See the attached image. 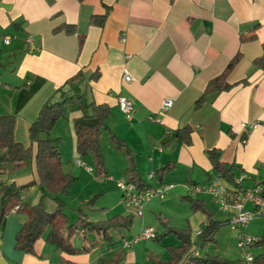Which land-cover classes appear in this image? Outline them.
<instances>
[{"label":"crops","instance_id":"1","mask_svg":"<svg viewBox=\"0 0 264 264\" xmlns=\"http://www.w3.org/2000/svg\"><path fill=\"white\" fill-rule=\"evenodd\" d=\"M108 11L103 27L91 24L93 16ZM64 24L75 26L77 34L55 32ZM252 33L256 40L241 43L242 35ZM0 37L10 38L9 45L0 44V116L15 117L18 143L31 146L30 129L43 106L61 102L65 93L71 96L69 81L81 73L84 102L111 109L106 126L136 154L140 175L149 185L172 186L176 195L171 201L184 192L180 186L188 189L185 197L205 201L202 196L207 194L193 195L190 188L205 187L215 177L207 157L213 149L223 152L222 161L234 166L236 178H245L244 188L259 186L264 192V70L254 65L263 54L264 0H0ZM79 37L84 38L82 47ZM239 53L242 59L228 79L234 87L208 97L196 109L208 82ZM125 71L132 82L123 81ZM94 74H98L96 80L91 79ZM119 96L134 103L132 121L122 113ZM167 102L171 107L164 112ZM71 109L80 111L78 106ZM81 114L84 111L67 114L50 134L60 140L63 170L72 175L82 169L76 164L81 157L74 131V120ZM243 124L257 126L245 129ZM187 126L192 129V145L162 146L164 138ZM33 149L35 155L36 145ZM166 164L173 168L161 179L156 174L149 178ZM13 183L28 188L22 195L25 203L42 204L47 213L56 211L58 200L40 187L34 157L19 170L0 164V189ZM223 184L235 188V184ZM72 196L69 192L60 200L66 204ZM98 211L86 209L90 221L108 220L92 219L100 215ZM225 215L228 225L232 213ZM197 220L202 222V216ZM26 222L22 212L13 211L4 218L0 264H60L61 258L75 264L90 262L93 250L69 256L46 244V236L36 243L34 255L18 252L16 237ZM247 232L261 238L264 219L254 220ZM80 234L81 243H75L78 248L94 239L78 233L74 240ZM126 240L122 237L119 243ZM256 250V255L264 253L263 248Z\"/></svg>","mask_w":264,"mask_h":264},{"label":"trees","instance_id":"2","mask_svg":"<svg viewBox=\"0 0 264 264\" xmlns=\"http://www.w3.org/2000/svg\"><path fill=\"white\" fill-rule=\"evenodd\" d=\"M82 1V0H79ZM109 11L103 16H93L91 24L97 27H103L106 23ZM57 33L64 32L67 35L77 34L75 26L64 24L55 30ZM80 38V47L83 46L84 38ZM255 33L251 35H242L241 43H247L256 40ZM242 55L237 54L227 65L226 69L217 77L210 80L203 95L195 104L196 109H200L210 96H217L225 92H229L234 85L228 82V79L241 61ZM254 65L264 70V44L263 54L254 60ZM82 74L79 73L75 78L69 81L72 95L64 94L61 102H49L43 106L37 121L30 129L31 146L26 147L15 140L16 119L13 116H0V164H12L14 169H22L26 162L34 157L36 171L40 182V187L45 195L58 200V207L54 213H47L42 204L31 206L22 200L23 193L27 187H19L16 184L5 185L0 189V226L4 218L11 212H22L27 216V222L18 232L16 237L15 249L29 255L35 254V244L38 240L46 236V241L64 254L69 256L85 255L92 251L100 244L114 246L118 244L115 241L114 232L122 230H130L133 224L132 216H115L106 221L92 222L90 221L86 209L94 207L96 198L83 204L79 208V218L74 224H71L67 214L65 213L66 204L60 200V197L67 196L69 190L76 182V178L71 173L63 170V161L59 150L60 140L52 139L50 134L53 132L58 121L63 119L68 110L74 106H78L84 111L83 117L74 120V131L77 138V153L81 158H92L96 171L100 177L108 175V169L105 161L102 131L106 130L109 134L110 141L114 147L122 152L127 159V168L125 175L130 183H133L139 190L145 191L151 187L140 175L136 163V154L129 148L127 143L117 137L107 126L106 121L111 116V109L107 105H98L96 103L87 104L84 102L81 94L80 84ZM98 74H94L91 79L96 80ZM246 84L247 81L241 82ZM90 111V114H89ZM45 133L48 135L46 139H41L40 135ZM168 137V136H167ZM164 138L162 146L166 147L173 142L192 145V129L187 126L178 129L168 138ZM36 145V153L34 155L33 146ZM223 152L218 149L207 151V157L212 165L214 176L225 180L229 185L235 184V168L222 161ZM173 166L166 164L156 171V176L162 178L165 173L171 170ZM188 201L192 210L204 212L209 219V224L204 226L200 238L201 247L205 242H216V233L220 227L219 222L214 220V214L207 207L205 201H200L192 197H184ZM178 240L180 246H168L167 251L170 255L166 264H180L184 257L191 254V236L189 231L172 230ZM78 233L91 234L94 239L78 248L75 245V236ZM155 240L160 237L155 236ZM86 241V240H85ZM264 249V233L261 238H257L252 248ZM124 252H122L114 260L100 258L97 264H124ZM60 264H75L65 258H61ZM194 264H246L242 258L236 261H229L218 256L208 255L194 260ZM253 264H264V253L256 255Z\"/></svg>","mask_w":264,"mask_h":264},{"label":"rangeland","instance_id":"3","mask_svg":"<svg viewBox=\"0 0 264 264\" xmlns=\"http://www.w3.org/2000/svg\"><path fill=\"white\" fill-rule=\"evenodd\" d=\"M72 110L73 109H69L67 114L83 111L82 109H80V111ZM83 115L84 114H81L80 117H83ZM102 132V139L104 141L103 151L104 156L106 155L109 161L106 165L108 166V172L110 169V173H108L110 177H107L108 175L102 177L98 175L91 157L84 159L80 158L93 169L94 173L90 174L84 168L78 172V175L74 173L73 176L76 178V182L69 190L73 196L66 201L68 203H66L65 213H67L70 223L74 224L79 217V208L82 207L83 204L96 198L93 209L99 210L97 213H100V215L92 216V219L96 221L97 219L109 220L114 215H131L133 224L130 230L119 229L114 232L115 241L118 242V244L113 247L107 244L96 246L90 253V262H88V264H97L99 257L112 261L122 252H124L125 264H130L128 262L129 258L132 260L131 263L135 264H166L170 258L167 247H177L181 245L177 236L169 232L170 229L188 230L191 236L190 252L200 247L201 257L214 255L229 261H236L241 258V252L238 248V232L233 231L231 227L224 222V220L226 221L225 213L227 212L221 210L212 201L209 195L202 197L205 198L207 207L214 214V220L217 219L215 221L219 222L220 227L216 233V242H205L204 247H201L199 243L200 238L197 234L202 231L204 226L209 224V219L204 212L192 210L189 202L181 199L184 194V197L187 196L186 192H188V189H186V186H180L185 188V190L181 192V195H179L175 201H171V198H174L176 195L174 194L175 191L172 189L164 199L157 198L146 203L144 205V217H139L135 213V210L128 206L123 197V192L117 186L121 181H128L125 175L127 159L125 155L118 151L111 143L108 132L106 130ZM221 180L229 184L225 180ZM200 216L203 218L202 222L197 220ZM150 227L156 230L155 236L160 237L159 240H155L154 238L150 240H140L134 243L131 248L125 250L122 244L119 243L122 237H126V241L128 242H133L143 231ZM81 240L82 235L80 234L75 239V243L80 244ZM45 242L48 245L54 246L47 241ZM110 247L113 248L112 253H108ZM256 249L257 247H254V251L251 252L253 256L259 253ZM185 258L186 257L183 258L180 264H187Z\"/></svg>","mask_w":264,"mask_h":264},{"label":"built area","instance_id":"4","mask_svg":"<svg viewBox=\"0 0 264 264\" xmlns=\"http://www.w3.org/2000/svg\"><path fill=\"white\" fill-rule=\"evenodd\" d=\"M31 42V39L29 40ZM0 44L9 45V37H0ZM134 79L125 71L123 73V81L126 83L132 82ZM119 107L128 121L134 119L135 107L132 100L125 96L118 97ZM171 103H165L163 111L169 110ZM245 129H253L257 125H242ZM77 166L86 169L90 174H93V169L88 164L79 159L76 161ZM150 179L155 178V173L149 174ZM243 176L235 179V188L231 189L225 186L219 177L211 179L210 183L205 187L190 188L191 194L205 193L212 198V201L223 211L232 213V217L228 221V225L233 231L238 232V248L241 252V258L246 264H253L255 256L251 253V248L256 243L257 238L247 232V227L257 219H264V192L261 187L254 186L251 188H244ZM118 188L123 192V197L128 204L135 210L139 217L144 215V205L154 199H164L170 192L172 186L170 185H152L145 191L139 190L133 183L129 181H121L118 183ZM23 200V197H22ZM251 209H247V206ZM202 232L197 234L200 237ZM156 235V230L152 227L143 231L138 238L133 242L123 241V249H129L134 243L140 240H150ZM198 245V243H197ZM200 248V247H199ZM197 247L195 251L191 252L185 258L187 264H194V260L201 257L200 250Z\"/></svg>","mask_w":264,"mask_h":264}]
</instances>
